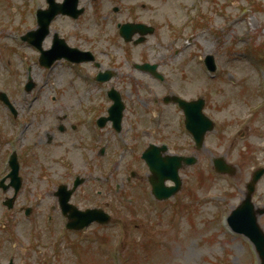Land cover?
Segmentation results:
<instances>
[{"label":"rangeland","instance_id":"374dc122","mask_svg":"<svg viewBox=\"0 0 264 264\" xmlns=\"http://www.w3.org/2000/svg\"><path fill=\"white\" fill-rule=\"evenodd\" d=\"M83 1L90 9L81 21L60 20V25L55 23V27L84 45L97 49L108 45V36L112 37L114 29L103 23L99 25L93 2ZM142 2L147 7H142ZM37 4L44 7L45 0H0V90L10 94L19 115L16 120L10 117L0 102V177L7 167L2 158L12 148L18 149L17 152L23 150L22 156L30 157L24 172L25 176L29 175L28 186L32 187L37 203L33 214L26 217L19 204L24 196H29L28 188L12 209L3 205L5 198L0 193V220H6V223L0 221V264L11 257L15 264H43L45 255L53 257V264H259L252 243L231 231L226 217L244 198L253 171L264 166V0H124L122 4L127 9L117 19L156 18L161 23L158 35L151 36L150 50L148 46L144 50L143 46L132 43H114L115 60H106L105 66L115 67L116 76L108 84L90 79L93 68L87 65H81L79 75L63 64L45 69L32 61L35 53L27 44L16 42V36L19 38L22 33L15 27L20 15L31 21L30 5ZM157 39L164 46L165 58L159 68L165 75L163 81L129 64L130 60L141 62L149 54L151 58ZM207 53L216 57L218 69L214 78L208 77L202 61ZM7 55L12 57L9 63ZM29 75L36 83V90L27 94L23 86ZM109 84L121 90L127 106L126 117L122 132L115 137L111 127L105 126L102 141L109 140L113 155L122 147H131L123 159L118 154L111 161L89 159L87 162L81 159L84 149L80 153L71 143L64 144L65 147H45L46 138L33 141L36 128L29 130V137L18 128L17 120L33 122V127H46L50 123V129L56 124L64 125L62 122L68 125L67 119L55 118L57 113L62 114L61 105L66 108L64 111L69 106L72 116L75 113L86 116L89 109H85L98 102V95H102L101 103L107 102L103 92ZM89 86L92 91L79 96L80 90ZM170 91L186 98L206 97L205 112L214 119L215 129L207 134L202 149L192 150L198 162L181 171L184 183L176 197L160 202L152 196H143L145 189L135 183L132 187L126 183L118 194L114 182L121 181L125 172L128 174L133 169L147 178L149 170L139 155L150 142L163 139L162 126L177 134L175 148H189L186 143L190 138L180 124V112L174 106L162 110L160 103H156ZM30 103L34 106H26ZM107 108L97 115L106 116ZM157 109L165 123L160 124L156 119ZM43 110L47 113L38 120L36 112L40 114ZM82 136L78 134L73 141L86 142L87 138ZM136 141L138 153L133 146L137 145ZM66 148L69 149L66 159L74 152V161H68L76 164L73 172L88 171L87 181L73 202L85 209L104 206L109 201L106 210L112 220L107 225L91 224L78 232L64 229L65 218L51 192L56 182L43 175L47 172L39 165L48 162L50 172L55 174L53 181L70 178L63 174L64 166L54 158ZM35 153L46 155L38 157V165L33 164ZM216 156H223L235 165V174L216 173L212 165ZM253 202L264 207V176L257 183ZM51 217H54L52 225H48ZM258 220L264 229V214ZM68 239L72 243L81 241L78 247H83L80 250L84 253L76 255L73 246H67Z\"/></svg>","mask_w":264,"mask_h":264},{"label":"water","instance_id":"95a60500","mask_svg":"<svg viewBox=\"0 0 264 264\" xmlns=\"http://www.w3.org/2000/svg\"><path fill=\"white\" fill-rule=\"evenodd\" d=\"M211 59V57H210ZM45 63H49L48 58H45ZM191 103L185 104V106ZM200 106L198 105L196 113H199ZM199 143L202 142V134L198 133ZM151 170L153 171V175L151 176V182L154 185V191L159 196L162 197V180L166 177H169L176 173V168L179 164V158L173 157V159L163 161L161 158H157L154 154L151 156H145ZM193 162L194 160H189ZM216 165L220 168L223 167L222 163L217 160ZM227 166V165H226ZM227 168L233 172L234 169L227 166ZM264 169L257 170L254 175L252 181L248 184V194L246 199L242 202V204L235 209L229 217V221L234 230L238 232L245 233L250 239L255 243L259 255L262 260V264H264V232L259 226L257 222V216L261 214L264 209L255 210L254 205L251 202L252 192L255 189V183L260 178ZM178 188L172 190V193L175 192ZM171 193V192H170ZM75 207H72L68 204L64 206V211L70 210L71 219L73 218L70 226L73 227H82L87 224L90 220L97 219L101 222H107L109 220V216L102 213L99 210H87L86 212H77Z\"/></svg>","mask_w":264,"mask_h":264},{"label":"flooded vegetation","instance_id":"af4514ba","mask_svg":"<svg viewBox=\"0 0 264 264\" xmlns=\"http://www.w3.org/2000/svg\"><path fill=\"white\" fill-rule=\"evenodd\" d=\"M98 1H99V3H98L97 12L98 11L101 12V13L105 12V10L103 8L104 3H102L101 0H98ZM116 7H118V8H116ZM129 10H130V8H129ZM115 11L116 12H120L121 11V6L120 5H112L111 9H110V12L109 13H104L105 16H103V17H104L105 21L108 22L110 25L114 24L115 15L118 14ZM114 13H116V14H114ZM73 46H76V45H73ZM158 55L162 56L163 54H162V52L159 51ZM93 64L95 66H97L96 63H93ZM98 67H100V65ZM75 116H76V118L74 120H70L69 121L68 117H66V115H65V118L67 119L66 123H68V125H66L65 122H62V123H64V125L63 124H56L55 128L53 127L52 129H49V130H47V131H45L43 133L40 132L39 135H38L39 141L41 142L44 139V137L42 136V134H44L45 138H46V141H45V145L46 146L45 147H50V146L57 147V146H62L64 144H66V143L67 144L71 143V144L75 145V147H77V145H81V143L79 144L80 141H71L70 137H72L74 139H77L76 135L82 133V135H83L81 137L82 139H84L85 137H89L88 143L87 144H83V145L84 146L87 145V147H88L87 150L92 153V156L94 158L96 157V155L99 156V158H100L101 155H102L101 146H97L94 143L96 141V135H97L96 132L94 130H91V129H86V127H85V119L82 118V116L80 117L78 113H75ZM57 117L59 118L58 115H57ZM68 131H70L71 133L69 134ZM57 133H62V134H65V135L68 134V135H67V138L64 141L61 140V141L55 142V141H53V139H54V137H55V135ZM69 135H71V136H69ZM35 147H36V142L34 143L33 149H35ZM83 149H85V147H83ZM66 150H67V148L65 149V152H63V154L66 153ZM105 153H106V151H105ZM37 154L38 153H35V155H37ZM42 156H46V155L40 154V157H42ZM45 171L48 172L49 169H45ZM126 180L130 181V178H127Z\"/></svg>","mask_w":264,"mask_h":264}]
</instances>
